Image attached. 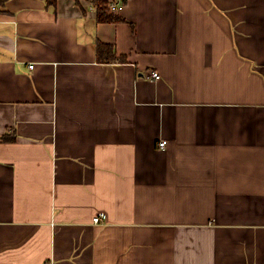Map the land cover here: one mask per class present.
<instances>
[{
	"label": "crops",
	"instance_id": "0c3cea01",
	"mask_svg": "<svg viewBox=\"0 0 264 264\" xmlns=\"http://www.w3.org/2000/svg\"><path fill=\"white\" fill-rule=\"evenodd\" d=\"M92 8L0 6V264H264V0Z\"/></svg>",
	"mask_w": 264,
	"mask_h": 264
},
{
	"label": "trees",
	"instance_id": "16d2710c",
	"mask_svg": "<svg viewBox=\"0 0 264 264\" xmlns=\"http://www.w3.org/2000/svg\"><path fill=\"white\" fill-rule=\"evenodd\" d=\"M8 0H0V6L4 5ZM58 0H47L48 7H55ZM80 2V0H76ZM93 6L97 8L98 22L100 23H119L123 22L118 11H113L111 5L116 0H90ZM125 1V0H124ZM97 56L100 63L112 64V63H126V56L118 55L113 45L98 43ZM5 141L10 139L4 137Z\"/></svg>",
	"mask_w": 264,
	"mask_h": 264
},
{
	"label": "built area",
	"instance_id": "2783aa9c",
	"mask_svg": "<svg viewBox=\"0 0 264 264\" xmlns=\"http://www.w3.org/2000/svg\"><path fill=\"white\" fill-rule=\"evenodd\" d=\"M123 1H124V0H116L115 2L112 3V5H111V9H112L113 11H118V10L120 9V7H121ZM92 9H93L94 11H96V13H97V8H96V6H93ZM30 68H33V65H31ZM151 78H152L153 80H155V81H159V80L161 79V75H160L158 72L154 71V72H151ZM160 148L165 149V148H166V142L162 141V142L160 143ZM102 218H103V215H100V216H98V217H96V218L94 219V222H95V223H99V222H101Z\"/></svg>",
	"mask_w": 264,
	"mask_h": 264
}]
</instances>
